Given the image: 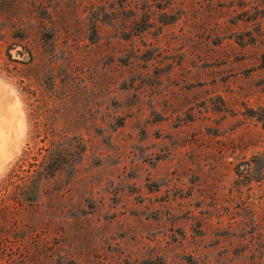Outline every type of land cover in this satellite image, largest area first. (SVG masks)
I'll use <instances>...</instances> for the list:
<instances>
[{"label": "rangeland", "instance_id": "obj_1", "mask_svg": "<svg viewBox=\"0 0 264 264\" xmlns=\"http://www.w3.org/2000/svg\"><path fill=\"white\" fill-rule=\"evenodd\" d=\"M263 118L264 0H0V264H264Z\"/></svg>", "mask_w": 264, "mask_h": 264}, {"label": "trees", "instance_id": "obj_2", "mask_svg": "<svg viewBox=\"0 0 264 264\" xmlns=\"http://www.w3.org/2000/svg\"><path fill=\"white\" fill-rule=\"evenodd\" d=\"M262 125L264 126V118L262 119ZM23 160L18 165L16 164L0 181L2 189L13 187V192L8 197L12 198L16 205H20L24 201L31 202L36 200L39 196L40 179L42 177L45 178L42 169H40V164L33 162L28 168H24ZM45 174L46 176H51L53 171L49 170ZM4 195L5 193H3L1 199L4 198Z\"/></svg>", "mask_w": 264, "mask_h": 264}, {"label": "bare ground", "instance_id": "obj_3", "mask_svg": "<svg viewBox=\"0 0 264 264\" xmlns=\"http://www.w3.org/2000/svg\"><path fill=\"white\" fill-rule=\"evenodd\" d=\"M5 127H6V126H5ZM9 127H10V126H9ZM9 127H8V131L10 130ZM0 129H1V128H0ZM5 129H6V131H7V128H5ZM1 130H2V129H1ZM3 132H4V133H7V132H5V130L2 131V133H3ZM4 133H3V136L5 135ZM7 134H9V133H7ZM7 134H6V135H7ZM6 135H5V136H6ZM5 136H4L3 138H5ZM9 136H11V135H8V138H9ZM13 137H14V136H13ZM9 140H10V139H9ZM9 144H11V143H9ZM10 147H11V146H10ZM5 148H6V146H5ZM1 149H3V148H1ZM11 150H12V149H11ZM4 151H5V150H4ZM8 152H9V151H8ZM11 152H12V151H11ZM4 154H5V152H4ZM6 158H7V157H6ZM0 159H1V158H0ZM2 161H3V160H2ZM2 166H4V165H2Z\"/></svg>", "mask_w": 264, "mask_h": 264}]
</instances>
